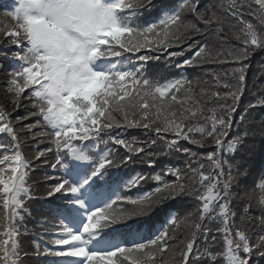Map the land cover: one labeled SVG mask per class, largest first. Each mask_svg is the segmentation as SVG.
I'll return each instance as SVG.
<instances>
[{"label": "snow or ice", "instance_id": "6c2138e0", "mask_svg": "<svg viewBox=\"0 0 264 264\" xmlns=\"http://www.w3.org/2000/svg\"><path fill=\"white\" fill-rule=\"evenodd\" d=\"M221 7L238 26L232 39L239 46L221 60L218 49L194 41L187 48L195 45L196 50L176 66L235 65L223 76L207 73L214 88L226 90L223 93L184 73L168 79L150 76L146 63L159 60V55L140 56L139 68L129 66L126 55L147 51L175 58L183 53L170 49L193 35L212 32L214 24L216 36L228 43L222 20L200 0H15L12 11L5 13L14 23L0 29L17 49L12 59L18 66L9 73L7 94L14 109L25 99L34 110L14 123L11 113L0 108V134L10 141L0 140V264H26L29 253L20 244L26 234L23 221L31 215L26 202L39 199L32 195L28 179L36 162L43 158L48 163L49 153L55 155L50 168L59 175L51 178L55 182L45 202L53 204L47 211L59 223L53 225L56 231L44 233L52 239L44 241L42 250L39 243L34 246L36 259L55 258L49 264H121L135 255L130 264H264V168L253 181L260 209L254 217L253 194L232 191L253 171L239 160L229 163V158L252 151L249 139H264V115L258 122L253 115L264 110V96L249 103L236 121L250 68L246 61L251 53L264 51V0H226ZM258 78H264V65ZM204 97L217 106L206 108ZM33 117L34 123H23ZM16 124L23 127L17 129ZM234 125L241 134L229 140ZM45 128L51 129V146L38 148L28 160L20 135L46 139ZM136 129L156 138H126L128 130ZM209 140L212 150L203 156L182 143L204 148ZM158 141L162 150L187 158L183 168L165 166L154 175L125 171L137 160L154 168ZM120 148L123 155L118 154ZM202 161L208 162L207 170ZM149 180L157 185L152 191L122 194ZM189 181L203 191L196 197L200 222L192 225L185 240L177 242L168 227L145 235L133 232V220L150 217L167 201L191 196ZM234 199L248 200L239 218ZM195 213L178 217L169 210L165 224H189ZM206 220L217 222L215 232Z\"/></svg>", "mask_w": 264, "mask_h": 264}, {"label": "trees", "instance_id": "16d2710c", "mask_svg": "<svg viewBox=\"0 0 264 264\" xmlns=\"http://www.w3.org/2000/svg\"><path fill=\"white\" fill-rule=\"evenodd\" d=\"M179 2V0H177ZM201 4L205 8H210L212 11H215L217 15L222 20V27H223V33L227 39L228 43H222L220 39L216 36V33L214 29L217 27V25H213V31L210 33H206L205 35H193L192 38L187 41V43L181 45L180 47H175L173 49H170L169 51H176L178 53H183L182 55H178L175 58L168 59L167 53H156V52H147V51H140L137 53H128V56H131L134 60V67L139 68L141 66V61L139 59L142 55H148V56H155L159 55V60H149L146 63V67L148 69V74L150 76L159 77L161 79H168L173 77H178L181 75V73L186 74L190 79L193 80H200L202 82V86L209 88L210 90H219L221 93L225 92L226 90L223 88L216 89L213 87L214 81L212 80V77L210 75H207L208 72H216L220 74L221 76L224 75L225 72H229L235 65L230 63H219V62H208L205 63L202 67L197 68H179L176 65L181 63L183 59L188 58L193 54V52L196 50L195 45L191 50H188L187 44H192L194 41H198L201 43L207 42L209 45L215 49H218L222 55L220 57L221 60L226 58L227 51L233 47H238L239 44L236 40L232 39V34L234 32L238 31V26H235L236 22L232 20L229 16L227 11L221 7V5L226 3V0H200ZM253 9H255L256 5H252ZM186 19L189 21H192L194 23H197L198 27L201 29L204 28V25L194 20V18L191 16V14H186ZM255 22V21H253ZM250 65V68L247 73V84L244 91V95L241 98L240 106L237 109L236 114V121L238 122L239 115L243 114L244 110L247 108L249 103H253L255 99L258 96H264V78H258V70L261 65H264V51L257 50L254 53L250 54V59L246 61ZM203 82H207L206 84ZM228 82L231 81V77H229ZM197 92H199V88H197ZM7 99V98H6ZM204 100L206 101L205 106L208 104H211L212 107H216L217 105L213 102H207V97H204ZM8 105H10V101H7ZM223 103V102H221ZM230 103V101H229ZM31 105L28 103H21V107L16 108L13 110V112H27L29 110ZM260 113L257 111L253 114L254 120L258 122L261 118V115H264V110L258 109ZM252 123V121H250ZM17 129H19L17 127ZM127 133V134H126ZM125 133L126 138H135L138 141H146L155 139L154 134H147L143 132L142 130H129ZM241 134V129H237L235 125L233 126L231 132L229 133L228 139L230 138V135L237 136ZM32 135H30L27 132H24L20 135V137L23 138L25 147L28 148V140L31 138ZM197 138H199V134H197ZM248 141L253 142L256 147L258 153H254L251 155H248L244 158L243 163H245L246 167H249L253 171L254 177L250 176L247 179H240L238 182V186H234L232 191L236 193L237 195H243L244 192H248L250 194H253L251 199V215L252 216H259L260 209L256 206V198L259 196V189L254 185L253 181L251 179L256 180L257 174L260 172L262 168H264V139H262L259 135L249 139ZM183 146L185 147H191L194 152H197L199 155L203 156L206 155L208 151H211L212 149L209 147L211 144V141L209 140L206 143V146L204 148H198L193 145H189L186 142H182ZM157 157L159 158V162L161 164V168L165 166H179L181 168L184 167V164L186 162V157L183 155L177 154V153H168L164 150H162V147L160 145V142L158 141L157 147H156ZM119 155L124 154V149L120 148L118 150ZM241 155V154H240ZM237 155L235 159L229 158V163H235L237 160L241 161V156ZM227 158V157H226ZM137 163V162H136ZM133 165L131 164L128 168L125 169L128 173H134L135 170L133 169ZM145 165V164H144ZM206 170L208 166V162L205 163ZM195 166V165H193ZM156 170V169H155ZM145 171L144 169H137L136 173H143ZM157 172H160V169H157ZM225 172H227V167L225 166ZM234 176L237 175V172L235 169L232 173ZM167 179H171V177H166ZM156 183L152 180H149L146 183H142L139 188H134V192L127 195L135 196L139 193H146L152 191L156 187ZM189 186L192 189V195L189 197H185L182 201L177 202H171L167 201L162 206L161 209L154 214H152L150 217H139L131 222V224H134V230L139 232L141 235L148 234L150 231H156L160 230L163 227H168L170 232L175 233L177 242L183 241L188 236L189 232L194 230L192 228V225L195 223H199L198 219V213H195V209L198 206V201L196 197L199 195L200 192L203 191V188L192 181H189ZM248 203V200L245 199L243 201H236L234 199L233 204L235 207V210L237 212V217L242 214V208L243 205ZM171 210L173 213L177 214L178 217H183L186 212H194L192 220L189 224H181L179 226H173V225H167L165 224L167 213ZM239 222V219H238ZM204 224H206L209 228H212L213 232H215V228L217 227V222L212 221L208 222L207 220L204 221ZM136 259V256L133 255L129 257L128 261H121V264H130L131 260Z\"/></svg>", "mask_w": 264, "mask_h": 264}, {"label": "clouds", "instance_id": "9594fccd", "mask_svg": "<svg viewBox=\"0 0 264 264\" xmlns=\"http://www.w3.org/2000/svg\"><path fill=\"white\" fill-rule=\"evenodd\" d=\"M27 8V5H22V8H21V17L23 18V14H24V10Z\"/></svg>", "mask_w": 264, "mask_h": 264}]
</instances>
